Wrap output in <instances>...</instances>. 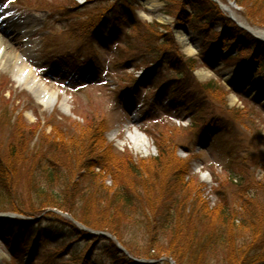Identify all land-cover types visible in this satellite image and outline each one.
Segmentation results:
<instances>
[{"label": "rangeland", "instance_id": "obj_1", "mask_svg": "<svg viewBox=\"0 0 264 264\" xmlns=\"http://www.w3.org/2000/svg\"><path fill=\"white\" fill-rule=\"evenodd\" d=\"M10 1L0 0V13L6 19L0 26V39L11 41L13 55L33 57L39 79L56 95V101L53 107H43L8 71L0 70V212H10L16 215L11 220L21 221L29 216L13 211L12 204L40 208L42 202L44 215H56L60 210L52 199L60 197L65 202L74 198L78 207L74 211L82 216L83 203L88 202L85 196L73 193L75 189H61L59 182L48 179L38 168L42 159L47 160L43 162L46 165L54 159L61 162L51 168L66 176L75 156L72 147L81 149L79 140L84 131L103 141V148L109 146L104 155L116 168L115 175L106 176V188L133 182L130 162L138 165V170L149 171L153 178L157 172L153 159L163 149L158 172L178 166L177 161L187 165L190 172L185 182L190 202L198 199L197 205L205 203L211 211L221 207L233 211L229 225L235 241L250 242V235L244 240L238 237L243 235L239 228L255 225L259 244L264 245V71L259 72V63L252 61L251 53L226 65L228 53L215 47L203 50L207 40L203 18L188 24L185 16H178L182 7H187L189 17L193 15L185 0H153L160 6L158 11L152 9L150 0ZM218 1L234 17L264 32V0ZM223 14L230 16L227 11ZM12 25L22 30L28 27L33 34L25 39L17 37L19 31L9 32ZM186 27L199 51L197 55L188 54L178 41ZM215 28L221 30L219 25ZM164 49L169 53L165 67L145 70L146 63ZM178 55L185 65L178 62ZM179 69L185 71L183 84L173 97L176 83L171 78ZM201 71H209L212 76L201 78ZM253 88L256 91L252 92ZM133 98L144 108L131 110L128 101ZM156 99L157 105L151 106ZM64 100L67 109L61 107ZM136 129L149 139L147 154L136 152L128 138ZM82 150L87 147L82 145ZM95 167L101 171L98 165ZM84 173L71 178L80 181ZM81 187L83 191L91 189L84 180ZM42 190L44 196L39 194ZM146 209L135 214V220L125 218L121 223L126 240L134 241L132 244H143L144 232L138 222L146 213L152 221ZM219 213H212L215 225L221 220ZM58 216L73 225H52L38 215L30 216L41 221L33 229L41 228L44 235H50L40 250L33 252L27 248L29 243H12L0 229V250L6 255L0 257V264H86L79 260L84 251L92 253L96 264H115L103 252V244L114 242L122 247L119 241L92 229L91 233L103 237L88 248V241L76 240L71 229L83 231L89 227L71 215ZM96 217L91 214L86 219L95 221ZM54 229L61 232V237L56 238ZM61 245L67 247L59 248Z\"/></svg>", "mask_w": 264, "mask_h": 264}, {"label": "trees", "instance_id": "obj_2", "mask_svg": "<svg viewBox=\"0 0 264 264\" xmlns=\"http://www.w3.org/2000/svg\"><path fill=\"white\" fill-rule=\"evenodd\" d=\"M186 1L190 7L198 11L200 14L198 17L202 18L201 15H203V20L205 21L203 32L207 33V35L205 34V39H207L206 45L208 47H211L213 43L227 50L236 46L239 49V53L234 58H241L245 53H251L250 55L254 59L264 60V43L228 20L215 3L211 0ZM178 16L181 18L185 16L186 21H188L189 13L187 7H182ZM214 23L223 24L225 29L224 37L219 32H212ZM164 51L165 49L158 51L156 54L157 58L148 61L144 69L150 70L156 68V66L157 68L165 67L164 64H166L169 53ZM177 60L181 64H186L184 58L180 55L177 56ZM169 65L174 66L172 62ZM184 74L185 71L179 69L175 77L171 76L172 83H176L175 93L172 92L173 97H177L175 94L180 93L179 87L183 84L182 75ZM186 100L188 101L189 99L186 98ZM186 100L183 99L182 101L186 103ZM190 101L194 102L191 99ZM195 104L197 103L195 102ZM154 105H157V99ZM80 136L81 149L72 147V154L75 152V156L71 163V169H68L66 176H63L60 171L51 168L53 164H60L61 161L58 163L57 160L52 159V163L48 162V165H46L43 162H47V160L42 159L38 168L43 175L49 176L48 179L53 178L54 182H59L61 189L68 191L75 189L72 191L73 193L81 194V196H85L86 201L88 200L82 206L86 211L82 213L85 218L76 214L75 211L78 207L74 204V198L65 202L60 197H54L52 201L55 202L59 210L70 214L74 219L91 229L108 232L113 235L135 258H166V260H173L175 264H264V245L259 244V232L255 225H244V228H239L243 235L238 237L244 240L250 235L251 240L249 239L250 242L247 243L238 244L229 225L233 211H228L225 207L216 209L220 212L219 217L221 220L219 219L220 222L218 221L219 223L215 225L211 218L213 217L212 213L216 212V210H209L205 203L197 205L199 203L198 199L190 202L188 183L185 182L190 172V168L187 165L177 161L178 166L172 165L168 171L158 172L162 168L163 162H161V158L165 155L163 149H160L159 155L153 159V163H157L155 165L157 172H155L153 178H150L149 171L138 170V165L130 162L128 169L134 172L133 182L124 184L121 182L112 188H106L104 180L107 175H113V169L116 168L114 162L107 161L104 155L105 150L109 146L103 148V141L88 132L83 131ZM82 145L87 147L85 152L82 150ZM8 161H11V158H8ZM96 165L101 168V171L97 172L95 170ZM82 171L85 173L81 174V180L73 181L72 175ZM146 175H149V177ZM0 176L2 177V175ZM45 176L43 178H46ZM233 176L238 177L239 175L234 174ZM82 180L88 182L91 185V189L83 191L81 187ZM0 189L3 188L0 187ZM39 194L44 196L45 192L42 190ZM2 196L0 191V198ZM39 199L43 201L42 198ZM38 206L40 208H26L22 205L12 204L14 210L27 216H41L43 214L41 208H44V204L40 202ZM145 207L147 208L146 210H149L152 221H149L147 213L145 219L141 218L142 222H138L140 224L138 226L144 232L143 244H132L134 241L129 242L126 240V229L121 223L125 218H128L129 221L135 220V214H141L142 210L145 211ZM120 211H122V215ZM91 214L93 216L97 215L95 221L86 219L91 217ZM119 215L121 216L120 220ZM233 217L236 218V215ZM41 220L53 222L52 225H73L67 224L59 216L51 212L43 215ZM39 222L41 221L39 220ZM36 223L31 221L0 220V229L7 232L13 242L19 240L23 243H29L28 248L30 250L43 244L46 237L43 229H33V225H36ZM133 226L135 227V225ZM246 227L249 230H246ZM73 229H71L72 235L76 236V240L88 241V248L95 246V243L101 241L103 237L94 235L89 231ZM246 231H249V233ZM52 233H58L56 238L61 237V232L57 229H54ZM49 236L48 234L47 238ZM61 247L64 249L67 246H59V248ZM103 252L107 256L109 255L115 264H141L130 259L114 242L112 244H103ZM222 255L224 258H222ZM79 256V260L82 263L96 264L92 253L88 254L84 251ZM162 264H165V262Z\"/></svg>", "mask_w": 264, "mask_h": 264}, {"label": "bare ground", "instance_id": "obj_3", "mask_svg": "<svg viewBox=\"0 0 264 264\" xmlns=\"http://www.w3.org/2000/svg\"><path fill=\"white\" fill-rule=\"evenodd\" d=\"M150 6L154 11L159 10V5L156 1L150 0ZM239 22L245 23L237 16L235 17ZM36 22V21H35ZM17 33V37L20 38H28L33 34V31L30 28H26L25 30L21 29V27L11 26L9 32ZM254 32L264 39V32L255 31ZM17 37H13L12 39H17ZM178 41L180 45L184 48V50L191 55H197L199 53L196 48L192 35L189 32H180L178 35ZM11 41L9 39H0V70H6L12 77L14 81L22 85L25 89H28L34 96L35 100L40 103L43 107H53L56 101V95L54 93H50L46 85L39 79L37 72L34 67V59L30 54L25 55H13V47L10 45ZM201 78L211 77L212 74L209 71H201L199 73ZM256 91L253 88L254 92ZM62 108H68L66 101L64 100L61 103ZM128 138L132 141L133 148L136 152L141 154H147L149 148L148 139L138 130L134 132H129ZM0 257H6L5 253L0 250Z\"/></svg>", "mask_w": 264, "mask_h": 264}, {"label": "water", "instance_id": "obj_4", "mask_svg": "<svg viewBox=\"0 0 264 264\" xmlns=\"http://www.w3.org/2000/svg\"><path fill=\"white\" fill-rule=\"evenodd\" d=\"M216 1V0H215ZM235 20V19H234ZM241 27H243L244 29H246V30H248L250 33H252V28L251 27H249V26H247V27H245V26H242L241 24H239ZM262 41H264L263 39H261ZM0 216H2V217H14V216H16V215H11V214H9V215H6V214H2V215H0ZM141 262H146L145 260H141ZM172 264H174V262H171Z\"/></svg>", "mask_w": 264, "mask_h": 264}]
</instances>
